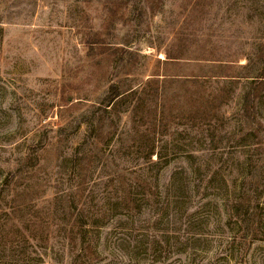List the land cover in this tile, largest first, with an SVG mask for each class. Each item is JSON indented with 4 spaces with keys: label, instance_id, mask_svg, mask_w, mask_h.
Instances as JSON below:
<instances>
[{
    "label": "rangeland",
    "instance_id": "obj_1",
    "mask_svg": "<svg viewBox=\"0 0 264 264\" xmlns=\"http://www.w3.org/2000/svg\"><path fill=\"white\" fill-rule=\"evenodd\" d=\"M0 264H264V0H0Z\"/></svg>",
    "mask_w": 264,
    "mask_h": 264
},
{
    "label": "trees",
    "instance_id": "obj_2",
    "mask_svg": "<svg viewBox=\"0 0 264 264\" xmlns=\"http://www.w3.org/2000/svg\"><path fill=\"white\" fill-rule=\"evenodd\" d=\"M168 58V56H167ZM165 61H169L165 60ZM168 79H173V78H169L168 75H164L163 78L161 80H159V78L153 80L152 82H160L161 81V85L158 87L156 86L158 91H162L163 88H165V84L168 81H172V80H168ZM184 81H188V83H192L194 84L195 82H197V77L192 76L190 78H184ZM125 81V79H119L118 81H112V79H105L101 89H103L101 95H99V97H97V104L92 103V105H90V108L85 109L84 111L81 112V114L77 117H81L82 120H79L80 122H86L88 124H92L89 118H92L91 114H90V109L94 108L95 106L101 107L103 112H107V107H112L119 98L123 97L125 94H128L130 92H134L132 87L130 88H126L123 89L122 83ZM151 81V80H149ZM148 81V82H149ZM101 119H102V115H100L98 121H99V125L101 123ZM78 121V122H79ZM101 127V125H100ZM89 137V135L86 136V140ZM34 150V149H33ZM32 159V154L28 153L27 156L24 159V163L23 165H28L30 163V160ZM15 212V211H13Z\"/></svg>",
    "mask_w": 264,
    "mask_h": 264
}]
</instances>
